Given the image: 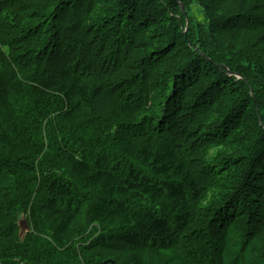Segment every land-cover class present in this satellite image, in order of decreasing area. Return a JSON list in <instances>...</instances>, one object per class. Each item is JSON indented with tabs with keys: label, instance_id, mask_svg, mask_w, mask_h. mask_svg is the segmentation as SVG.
I'll list each match as a JSON object with an SVG mask.
<instances>
[{
	"label": "trees",
	"instance_id": "1",
	"mask_svg": "<svg viewBox=\"0 0 264 264\" xmlns=\"http://www.w3.org/2000/svg\"><path fill=\"white\" fill-rule=\"evenodd\" d=\"M0 172V264H264V0H0Z\"/></svg>",
	"mask_w": 264,
	"mask_h": 264
},
{
	"label": "water",
	"instance_id": "2",
	"mask_svg": "<svg viewBox=\"0 0 264 264\" xmlns=\"http://www.w3.org/2000/svg\"><path fill=\"white\" fill-rule=\"evenodd\" d=\"M182 10L184 11V7L183 6H182ZM24 223H25V227L29 228L27 221H25Z\"/></svg>",
	"mask_w": 264,
	"mask_h": 264
},
{
	"label": "rangeland",
	"instance_id": "3",
	"mask_svg": "<svg viewBox=\"0 0 264 264\" xmlns=\"http://www.w3.org/2000/svg\"><path fill=\"white\" fill-rule=\"evenodd\" d=\"M200 1V0H199ZM19 222V221H18ZM18 222H17V224H18Z\"/></svg>",
	"mask_w": 264,
	"mask_h": 264
}]
</instances>
